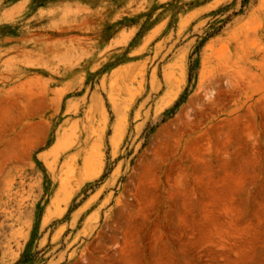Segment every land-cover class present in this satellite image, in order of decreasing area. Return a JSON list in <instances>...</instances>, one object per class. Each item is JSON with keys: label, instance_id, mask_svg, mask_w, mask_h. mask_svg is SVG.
Instances as JSON below:
<instances>
[{"label": "rangeland", "instance_id": "374dc122", "mask_svg": "<svg viewBox=\"0 0 264 264\" xmlns=\"http://www.w3.org/2000/svg\"><path fill=\"white\" fill-rule=\"evenodd\" d=\"M0 0V264H264V0Z\"/></svg>", "mask_w": 264, "mask_h": 264}, {"label": "crops", "instance_id": "0c3cea01", "mask_svg": "<svg viewBox=\"0 0 264 264\" xmlns=\"http://www.w3.org/2000/svg\"><path fill=\"white\" fill-rule=\"evenodd\" d=\"M54 0H38V4H45V3H49V2H52Z\"/></svg>", "mask_w": 264, "mask_h": 264}]
</instances>
